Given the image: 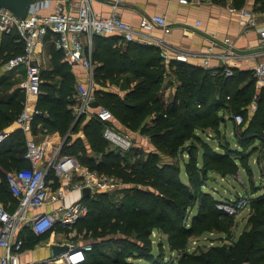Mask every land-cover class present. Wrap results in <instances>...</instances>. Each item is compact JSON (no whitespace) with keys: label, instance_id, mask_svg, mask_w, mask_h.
I'll return each instance as SVG.
<instances>
[{"label":"trees","instance_id":"obj_1","mask_svg":"<svg viewBox=\"0 0 264 264\" xmlns=\"http://www.w3.org/2000/svg\"><path fill=\"white\" fill-rule=\"evenodd\" d=\"M212 1L224 4L228 0ZM255 1L264 9V0ZM245 3L246 0H231L237 8ZM51 37L48 33L46 39ZM121 39L118 35L93 37L95 79L100 82L109 79L118 84L122 73L131 72L122 81V94L100 87L94 91L95 99L112 112L113 120L148 135L153 150L145 151L134 142L126 151L113 146L103 135L106 125L116 129L111 120L103 122L91 117L85 121L86 115H81L75 122V76L61 52L53 46L49 52L50 65L41 71L37 108L43 113L35 115L33 133L46 135L57 131L67 136L70 132L61 154L75 157L81 165L100 174L117 176L126 184L118 200L109 192L83 198L89 212L73 229L77 231L75 239L83 235V241L90 242L92 250L81 264H244L246 259L248 264H264V192L250 198L254 214L247 227L234 238L229 232L230 223L225 225L226 221L215 220L230 215L218 209L215 204L220 199L204 189L211 172L234 173L237 161L244 164L246 149L251 145L252 151L263 148L259 142L264 134V89L260 94L255 93L253 70L249 73L233 69V75L226 77L223 68L213 74L199 64L176 60H171L167 68L153 45L136 41L117 45ZM23 49L24 42L16 32L2 34L0 63L21 54ZM132 81H135L133 85ZM163 81L175 83L174 95L168 102L163 96ZM20 83L21 79L0 75V131L10 126L23 110L25 93ZM254 99L257 109L249 115L247 107ZM235 113L244 117L241 125L234 124L236 147L226 148L223 141L213 138L220 147L216 150L197 132L203 126L216 130L215 135H223L220 125ZM258 126H262L259 133ZM80 128L84 137L72 138L71 134ZM189 129L196 138L190 137L208 147L203 151L201 165L197 155L184 146ZM192 147L198 146L192 144ZM25 149V136L19 129L0 144L1 197L13 196L6 175L29 166L24 159ZM181 149L183 153L188 151V161L180 155ZM180 161L184 164L186 180L181 175ZM49 175L52 177V173ZM195 206L197 212L192 213ZM204 224L217 231L224 230L229 245L216 244L204 252L198 249L189 252L191 237L200 234L199 227ZM153 232L166 236L169 250L178 253L176 260L163 252V242L156 244L159 252L155 254ZM47 236L44 233L30 244L35 245Z\"/></svg>","mask_w":264,"mask_h":264},{"label":"built area","instance_id":"obj_2","mask_svg":"<svg viewBox=\"0 0 264 264\" xmlns=\"http://www.w3.org/2000/svg\"><path fill=\"white\" fill-rule=\"evenodd\" d=\"M193 1L179 0L183 4ZM124 2L125 0H112L111 12L108 15H101L94 11L91 0H78L75 9H65L62 5H56L54 10L47 14H42L39 10L48 6V0H37L31 5L29 13L23 19H18L11 12L0 9V33L16 32L19 39L24 42L23 52L10 58L3 65L9 71L23 69L24 77L20 85L26 94L27 102L15 120L20 130L30 131L35 115L43 113L36 107L43 69V56L38 46L44 44L48 33L53 35L55 48L62 53L65 61L69 64H80L85 70L86 79L78 82L76 86V117L86 115L89 118L96 117L103 122L114 118L108 108L100 105L96 108L91 106V103L96 100L94 91L97 89L94 85L95 64L92 57L94 36L118 35L125 41H136L141 44L150 42L160 49V55L164 59L170 60L168 54L171 52L175 54L176 61L201 60L204 68L213 74L223 68L224 76L233 75V68L227 63V58L234 54L232 44H228L225 52L220 54H215L212 46L201 52L185 54L164 39L148 35L156 27L167 30L168 20L165 15L144 16L136 28L130 22L125 21L118 12V7ZM230 11L244 16L242 21L245 25L256 26L258 24L257 15L245 7H232ZM259 34L261 46H264V20L261 22ZM261 51L263 52L264 49ZM216 57L221 60H218L221 64L211 63V59ZM253 77L258 87H264V61L254 66ZM29 103L33 104L32 109ZM256 109V99H254L249 106L251 114ZM227 119L237 126L244 121L240 113H235ZM10 133L11 131L7 128L0 131V144L9 138ZM103 135L113 146L122 151L128 150L133 145L130 135L110 125L105 126ZM259 143L264 148V134ZM49 153H52L51 156ZM24 159L29 162V166L13 170L6 175L10 191L17 199L15 209L9 210L0 201V246L5 249V253L0 257V264L83 263L86 253L92 250V244L86 241L69 243V250L58 259L21 260L20 254L25 239L18 237V230L25 222H28L27 224L36 235L44 234L55 226L71 227L89 212V207L83 198L68 204L62 203L43 213L28 216L27 212L30 208L54 204L75 189L82 191L89 187L90 195L114 191L119 187L120 179L114 175L100 174L81 165L75 157L61 154L60 148L48 152L47 144L35 139L26 140ZM51 173L52 177L49 175ZM249 202L248 196L239 194L234 199H225L218 205V208L232 215L249 206Z\"/></svg>","mask_w":264,"mask_h":264},{"label":"crops","instance_id":"obj_3","mask_svg":"<svg viewBox=\"0 0 264 264\" xmlns=\"http://www.w3.org/2000/svg\"><path fill=\"white\" fill-rule=\"evenodd\" d=\"M77 2L78 0H48V6L42 7L39 12L42 14L50 13L54 10L56 5H62L65 9H75ZM255 2V0H246V3L241 7H245L257 15L256 21L258 24L256 26L245 25L242 21L245 18L244 16H241L237 13H232L230 11V8L234 7V5L231 4V0H228L224 4H219L213 2L212 0H194L193 2H190L188 4L180 3L179 0H125V2L118 7V12L125 21L130 22L136 28L138 27L141 18L144 16H151L154 14L165 15L168 20L167 30H162L161 28L156 27L152 31H150L148 35L154 38L164 39L171 46L176 47L185 54L201 52L207 50L210 46H212V51L215 54H220L222 52H225L226 46L228 44H232L234 48V54L227 58V63L233 69L252 73L251 71L253 70L254 66L258 62L264 61V51H261L264 49V46H261L259 34L261 22L264 20V9L255 7L254 4H257ZM111 3L112 0H91V6L93 10L101 15H108L111 12ZM1 36L2 33H0V39ZM53 39V37L49 38L48 40L45 39L44 44L42 46H38V50H41L42 52L44 68H47L50 65L51 54L49 52L51 51V46L56 49ZM118 44L125 45L126 41L124 39H121V41H119L117 45ZM147 44L153 45L150 42H147ZM153 46L158 49L160 55V49L155 45ZM168 55L170 60L164 59L160 55L163 64L167 68H169L170 61L175 60L174 53L170 52ZM218 60H220L218 59V57L212 58L211 63L216 65L221 64V60ZM189 62L199 64L204 67L201 60H189ZM4 63H2V66L4 65ZM69 65L71 71L75 76L76 91L77 83L86 79V73L84 68L80 64ZM3 74L11 76L12 79H18L19 77L24 75L22 68L17 71H9L4 68L0 75ZM15 75L18 78H15ZM129 75H131L130 71L122 73L119 81L122 82L124 77ZM106 81L110 80L106 79ZM135 81H132L131 83L134 84ZM254 86L256 94H260L261 90L264 89V87H258L255 81ZM24 95L25 106L27 98L26 94ZM76 95L77 91L75 93V96ZM29 105L30 109H32L33 104L29 103ZM249 106L247 107L248 114L251 115ZM76 108L77 103L74 106V112H76ZM87 119H89L88 116L85 117V121H87ZM111 122L114 123V126L117 125L115 120L112 119ZM32 127L33 126H31V130L28 132H23L21 130L25 136V142L28 139H35L39 142L46 143L47 146L49 145L50 150H48V152H53L57 148H60L61 150V147L64 144L63 140L66 136H62L59 132L56 131L46 134L44 137L45 139H40L38 138L39 131L36 134L33 133ZM7 129H9L11 132L18 129L20 130L15 121L10 126H8ZM132 134L133 133H130L128 135L133 138ZM71 135L72 138L84 137V132L82 128H80L76 133H73ZM51 154L52 153H49V156H51ZM3 196H0V201L4 205H6L9 210H14L17 205V199L14 196ZM82 198V191L77 189L71 190L62 200L57 201L54 204H47L39 208H30L27 212V215L31 216L35 213L47 212L62 203L68 204ZM27 223L28 222L21 224L17 234L18 237L25 239V243L20 254L21 260H43L53 258L58 259V257H55L52 253V244L68 245L71 242H84L83 239H75L76 230L73 229V226H55L45 232L48 234L46 238L40 239L35 245H31V241H34L36 238H40V236L43 234L36 235ZM4 253L5 249L0 246V257ZM61 257L62 256H59V258Z\"/></svg>","mask_w":264,"mask_h":264},{"label":"rangeland","instance_id":"obj_4","mask_svg":"<svg viewBox=\"0 0 264 264\" xmlns=\"http://www.w3.org/2000/svg\"><path fill=\"white\" fill-rule=\"evenodd\" d=\"M254 6L257 8L263 9L261 4H254ZM2 70H4V68L2 66V63H0V73H2ZM15 78H18V77L15 75ZM18 79H21V81L23 80L22 76L19 77ZM163 84L165 86L163 90V96L168 102L169 100L172 99L174 95L173 93L175 91V85H174L175 83H166L163 81ZM94 85L96 88L102 87L103 89H106L112 92L114 91V92L121 93V94L124 90L123 89L124 85L122 84V82H118L117 84V83L112 82L111 80L110 81L104 80L100 82V80L96 78ZM262 113H264V111ZM115 122L117 123L115 127L116 129H118V131H121L122 133H128V134L133 133L132 139L135 145L139 146L145 151L154 149V146L150 142L148 135L140 134L137 131H132L131 128L125 127L123 123H120L117 121ZM224 123L225 124L220 125L223 135H219V134L215 135L216 130L210 131L209 130L210 127L208 129H205V127L203 126H200V128L198 127L197 132L200 133V135L204 138V140L209 142L216 150H220L219 149L220 147L218 146V143L215 140H212L213 138H217V141L219 140L223 141L224 144L226 145V148L236 147L238 144L234 142L235 137L233 135L235 125L232 124L230 120ZM260 127L258 126V131H256L257 133L262 131L261 129H259ZM256 130H257V127H256ZM192 135H193L192 130L189 129V131L187 132L186 141L184 142V146H186L188 151L197 155L198 164L201 165L203 163V157H202L203 151L208 147L206 144L203 145L199 140L193 139L196 137L194 135L193 137ZM190 136H192L193 138ZM44 137H45V133L39 132L38 138L45 139ZM192 144L198 147H192ZM108 146L110 148V145ZM252 146L253 145H251V148L249 147L248 149H246V153L244 156V164L239 163L238 161L235 163V165L237 166V170L234 173H231L228 175L226 174L222 175L221 173H218V172L210 173L211 176H215L214 180H208L204 189L209 191L214 198L220 199V201L215 204L217 208H218V205H220L223 202V200L232 199V198L234 199L239 194L246 195L249 198H251V197H254L264 192V172L261 171V168L264 166L263 165L264 164L263 163L264 148H260L256 151H252ZM237 148H240V147H237ZM47 149L50 150L49 145L47 146ZM183 150L184 149H181L180 155H183V158L185 159V161H188L190 157L189 153L187 150H185L183 153ZM96 155L99 156V154H96ZM232 156L234 157V155ZM258 159H260V163L258 162L259 161ZM180 165H181L182 178L186 180V173L184 170L183 161H180ZM118 185L119 187L117 189L109 192L110 195L114 196V198L117 200L123 194L122 190H124L125 188L124 186L125 182H123V180L120 179ZM220 210L223 211V209H220ZM196 212H197V207L195 206L192 210V213H196ZM253 214H254L253 206H252V203L249 202V206H247L244 209L239 210L237 213L232 214L230 216H226V217H223V215L218 216L216 217L215 220H224L226 221L225 225L230 223L229 232H231L234 238H237L239 234L247 227L249 219ZM189 222H190V219L187 220V223ZM225 225H223L222 227H224ZM199 229L201 231L200 234L193 236L190 239V242L187 246V250L189 252H192L195 249H198L199 252H204L208 247L212 245L219 244L223 246L224 244L229 245L230 243V239L226 238L227 233H225L224 230L217 231V229L210 227L206 224L201 225ZM75 233H77V231ZM83 238H84L83 235L78 236V239H83ZM152 238H153V244L155 245L154 246L155 254L159 252V250L156 248V244L158 242H163V244L165 245L163 252L166 253V255L169 256L170 258H173L175 260L178 258L177 252H172L169 250L165 235H161L158 232H153ZM106 250H109V249L107 248ZM247 261L248 260L246 259V262ZM246 262L244 264H248Z\"/></svg>","mask_w":264,"mask_h":264},{"label":"water","instance_id":"obj_5","mask_svg":"<svg viewBox=\"0 0 264 264\" xmlns=\"http://www.w3.org/2000/svg\"><path fill=\"white\" fill-rule=\"evenodd\" d=\"M37 0H0V9L11 12L16 18L23 19L29 13L30 7ZM93 108L99 106V102L97 100L91 103ZM80 116L77 117L75 122L78 120ZM68 135L63 140V143L66 141ZM185 169H187V164H185ZM214 177L210 176V180H213ZM83 198H87L91 194V189L86 187L82 190ZM52 253L55 257L62 256L65 252L69 250V246L67 244H52L51 246Z\"/></svg>","mask_w":264,"mask_h":264}]
</instances>
